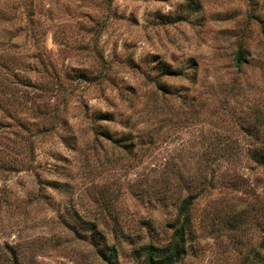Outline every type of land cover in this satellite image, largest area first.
I'll use <instances>...</instances> for the list:
<instances>
[{
	"label": "rangeland",
	"instance_id": "rangeland-1",
	"mask_svg": "<svg viewBox=\"0 0 264 264\" xmlns=\"http://www.w3.org/2000/svg\"><path fill=\"white\" fill-rule=\"evenodd\" d=\"M7 58L68 100L0 180V264H135L188 193L174 264H264V0H0Z\"/></svg>",
	"mask_w": 264,
	"mask_h": 264
},
{
	"label": "trees",
	"instance_id": "trees-1",
	"mask_svg": "<svg viewBox=\"0 0 264 264\" xmlns=\"http://www.w3.org/2000/svg\"><path fill=\"white\" fill-rule=\"evenodd\" d=\"M241 58V55L239 53ZM0 61V180L22 171L36 172L33 162L36 158L37 137L44 132H53L66 126V105L64 79L55 66L49 78L21 76L17 67ZM7 68L8 74L2 69ZM75 79H85L87 75L79 68ZM11 76V80L8 76ZM62 93V95H61ZM66 101L68 100L65 97ZM4 191H0V205L4 201ZM196 194L188 193L181 198L170 223L171 235L165 244H142L138 253L142 256L135 264H174L185 252L184 237L189 224V210ZM104 255L106 264H115L117 252L109 247Z\"/></svg>",
	"mask_w": 264,
	"mask_h": 264
}]
</instances>
